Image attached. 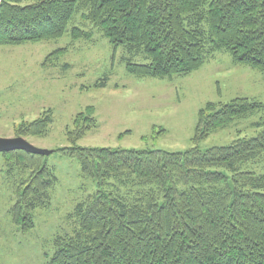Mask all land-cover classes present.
I'll use <instances>...</instances> for the list:
<instances>
[{
  "label": "trees",
  "instance_id": "obj_1",
  "mask_svg": "<svg viewBox=\"0 0 264 264\" xmlns=\"http://www.w3.org/2000/svg\"><path fill=\"white\" fill-rule=\"evenodd\" d=\"M24 1H0V46L55 40L68 28L73 40L89 39L92 32L73 23L79 16L124 49L126 71L139 78L187 76L217 52L264 74V0ZM65 51L53 52L44 66ZM261 110L264 104L246 97L205 104L194 145L183 152L79 147L97 122L92 106L78 113L67 131L71 146L54 152L76 159L96 191L76 206V226L54 239L47 264H264V173L240 170L264 163V120L254 137L204 152L197 146ZM51 123L47 111L20 124L16 136H44ZM0 154L8 172L25 176L9 213L29 231L33 212L50 206L57 179L46 156Z\"/></svg>",
  "mask_w": 264,
  "mask_h": 264
},
{
  "label": "rangeland",
  "instance_id": "obj_2",
  "mask_svg": "<svg viewBox=\"0 0 264 264\" xmlns=\"http://www.w3.org/2000/svg\"><path fill=\"white\" fill-rule=\"evenodd\" d=\"M73 23L91 31V37L73 40L68 28L55 40L0 46V138H17L20 124L50 111L52 123L46 135L22 138L52 151L45 162L57 179L50 190V206L36 209L34 227L22 232L9 211L25 176L8 172L0 154V264H47L54 239L76 226L72 214L76 206L96 191L95 182L82 177L76 159L54 152L71 146L67 131L87 107H94L97 125L76 142L79 147L183 152L194 145L198 111L205 104L243 97L264 104V74L234 64L228 53H214L187 76L139 78L126 71L122 47L114 49L79 16ZM59 49H66L65 54L44 66L45 59ZM133 61L145 62L139 57ZM103 79L105 85L100 87ZM262 120L264 110L213 132L197 146L204 152L254 137L262 130L256 126ZM240 170L264 173V163H246Z\"/></svg>",
  "mask_w": 264,
  "mask_h": 264
},
{
  "label": "water",
  "instance_id": "obj_3",
  "mask_svg": "<svg viewBox=\"0 0 264 264\" xmlns=\"http://www.w3.org/2000/svg\"><path fill=\"white\" fill-rule=\"evenodd\" d=\"M12 151H24L40 156H48L52 153V151L38 149L32 146L23 138H0V153Z\"/></svg>",
  "mask_w": 264,
  "mask_h": 264
}]
</instances>
